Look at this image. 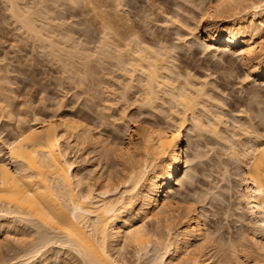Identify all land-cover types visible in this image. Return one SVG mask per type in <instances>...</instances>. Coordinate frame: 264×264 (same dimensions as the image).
Here are the masks:
<instances>
[{
    "label": "bare ground",
    "instance_id": "6f19581e",
    "mask_svg": "<svg viewBox=\"0 0 264 264\" xmlns=\"http://www.w3.org/2000/svg\"><path fill=\"white\" fill-rule=\"evenodd\" d=\"M109 1L3 0L7 10L4 11L23 35L36 41L38 48H48V55L59 57L56 58L62 61L63 70L70 66L66 71L71 77L78 70L89 68L88 61L93 57L96 67L111 65V73L116 71L125 80L118 84V100L131 101L130 96L126 98L131 92L137 97L131 102L127 100L129 105L136 103L135 107L150 110L149 116L143 113L147 115L143 117L144 125L136 126L133 123L138 118L125 112L133 104L123 107L121 117L128 116L129 120L123 122L127 138L122 144L109 140V134L105 137L97 123L68 113L63 115L66 105L60 110V104H56L60 109H44L45 115L35 112L29 120L18 119L14 130L11 128V136L10 132L4 135V127H0V241L11 239L20 243L22 250L19 260L12 264H74V257L79 264H129L125 252L130 248L138 264L150 251L147 264H264L257 258L251 261L250 257L253 250L264 252V127L258 129L264 126V107L256 110V87L248 88L245 97L236 99L245 108L241 106L236 111L239 119L228 122L224 102L211 94L214 84L209 88L207 76L199 80L188 68L180 72L175 58L177 49L184 47L185 52L189 51L198 37L205 43L204 51L211 49V54L226 64L227 71L229 67L233 69L237 57L245 70L243 80L264 81V0H187V4L183 0L188 6L183 8L179 2L177 5L183 9L176 8L182 13L177 12L176 17L164 14L168 16L164 18L168 26L162 24L164 29L170 25L177 32L175 45L170 46L166 43L167 35L161 31H142V25L131 20L132 15L121 16L119 13L126 11L123 0ZM83 3L89 5L88 11H94L90 12L99 25L96 40L93 32L88 36L87 29L84 42L73 36L71 26L78 24L72 20L87 9H83ZM101 7L110 9L104 11ZM88 44L94 45L93 49ZM4 75H0V81H4ZM78 80L81 84L85 81ZM97 82L95 92H100L102 86ZM5 98V102L0 101V121L4 112L7 117L12 114L10 96ZM248 110L257 113L255 124L247 116ZM158 113L164 116H160L162 123L150 118ZM185 132L192 133L191 138L200 139L206 133L221 141L227 159L235 164L239 210L242 209L248 227L253 230L249 243L248 236L240 232L237 238L234 234L217 236L216 231L207 227L205 210L176 191L179 185L192 184L194 167L201 158L198 153L189 156L191 143L188 137L184 144ZM89 153L93 154L89 156L95 164L88 169L84 160ZM109 155L117 160L120 173L114 169L116 163L110 166L118 177L103 169L101 159L109 160ZM149 223L154 227H149ZM248 227L243 226L242 232L246 233ZM161 228L166 231L165 238L159 234ZM30 235L36 236L29 244L25 240ZM213 255H217V263L212 262Z\"/></svg>",
    "mask_w": 264,
    "mask_h": 264
},
{
    "label": "rangeland",
    "instance_id": "374dc122",
    "mask_svg": "<svg viewBox=\"0 0 264 264\" xmlns=\"http://www.w3.org/2000/svg\"><path fill=\"white\" fill-rule=\"evenodd\" d=\"M110 1H109V3H110ZM153 1H155V0H153ZM153 1L152 0H132V1L131 0H123V3L127 6V7L125 6L126 11H125V13H119V14L122 16V15H126V13H127V15H129L130 18L133 16L131 18V20L134 19V21H137L140 25H142L141 26L142 29L140 28L142 31H145L146 29L150 30L151 32L155 31V33L156 32L158 33L161 31L164 35H167V37H166L167 38L166 39L167 45H169V46L172 44L175 45V42H176L175 38L177 36V32L174 30H176V28L170 27V25H169L168 29L167 28H166V30L164 29L165 26L163 27L162 24L168 26L167 24H165V21H166L165 19L168 16L167 15L165 16L164 14L169 13L173 17L174 14L177 15L178 13H182L181 11L178 12L179 10L177 11V9H179V7H180L181 8L180 10H182L184 7H187L188 5H185V4H187V0H186V2H184L185 0L184 1L183 0L182 1H180V0H164V1L163 0H156L155 1L156 3ZM158 1H160V2H158ZM179 2L181 4V6H183V8L180 6V4L177 5V3H179ZM3 3H4L3 0H0V58H1L0 60H2V61H0V72H1L0 75L5 74L4 76H6V78L4 79V81H2L3 79L0 81V101L2 103V101L4 100L3 102H5V100H7V99L6 98L4 99V97L6 95L7 96L9 95L10 96L9 101H11L10 102L11 106H9V107L12 110V114L9 117L6 116L7 113H5V112L3 113L4 116H1L2 118L0 121V127L1 128L4 127V131H5V132L3 131L4 135L7 133L9 134L10 131L13 132L14 127L18 123V119L22 118V120L23 119L29 120V119H31L32 115L35 112H36V115L37 114H39L40 116L45 115L44 111L46 110V108L47 109H49V108L53 109L54 108V110H56L55 108H59V106L56 104H60L63 106L62 108L60 106V108H61V109L59 108L60 110H62L65 105L67 106V107L65 106V108L62 110V113L65 112L63 115L69 114V116L73 115L74 117H76L78 119L80 117V119H82V120L91 121L95 124L97 123L98 125H100L99 129L101 130L102 134L105 137L109 134L108 135L109 140H113L116 144L117 143L122 144L124 142V140H126V138H127L126 137L127 133H125L124 124H125L126 120H129V118H128V116L130 115L129 113H131V115H130L131 118H138L137 119L138 122L133 123L134 125H136V126H138V124L144 125V122H143L144 118L143 117L146 114H148V116H149L150 110L147 107H146L147 109L143 108V107L142 108L135 107L136 103L135 104L131 103L130 105L133 104V106H131L129 108L127 107L125 112L128 116H126L127 117L126 119L124 117H121V116H123L122 114H124V113H122L123 107L128 106L129 102L135 100L137 97L136 96L137 94L134 95L133 93L129 92L130 94H127V96H126V98H128L129 96H130L129 99L132 98L131 101L127 99L129 102L127 100L122 101V99H119L120 101L118 100L119 96L117 93H119V91H117V90L121 89L120 88L121 87L120 82H122L124 79L119 78V76H118L119 73L116 71L114 73L113 72L111 73V71H112L111 65H108V64L104 65V68H106V69L100 68V66L96 67V65H97L96 61L92 57L91 60H89L91 62L89 63V61H88V64H89L88 67L90 69L89 68L81 69L82 67L81 68L79 67L81 70H78V72L76 73L78 75V77H77V75H74L75 73L74 74L71 73V74H73L71 77V75L68 74L69 72L66 71V69H68V67H70V66L67 65L68 67H66V69L64 67L65 70H63V67H62L63 65H61L62 61H60V60L57 61V58L59 59V57H57L56 55H54L55 56L54 57L53 54L48 55V53H49V51L47 53L48 48H44V50H43V48L42 49L38 48V46L36 45V41L34 43L32 38L30 40V39H28L29 37H27L26 35H23V33L17 27L16 23H13V19L9 18V15H7L8 13L6 14V12H5V11H7L5 8L6 5L4 7ZM83 4L85 5V7H84V5L82 6L83 9H85L89 6L86 3H83ZM81 5H79L80 8H81ZM102 7L100 9H102L104 11L110 9V7L106 8V9H104L106 6H104V8H102ZM90 8H91V6H90ZM174 8L175 9L177 8V9L175 10ZM88 9L89 8H87L86 10H83L85 12L87 11L88 14L87 13L85 14V12L82 11L81 15L79 14L75 18L73 17V20H72L73 23L77 22L78 26L76 27L73 24L71 26V27H73L72 29L74 31L73 36H75L76 38L79 37L78 39L82 40L83 42L86 40V36H87L85 34L86 29L89 31V34H90V35L88 34V36H92L91 33L93 32L92 37H94L95 40L97 38V35L99 34L98 33L99 32V27H98L99 25L96 23L97 20L96 21L94 20L95 18L93 17L94 16L93 13H91L94 11L90 10L91 11L90 12V11H88ZM185 9H184V11H185ZM187 9L189 10V8H187ZM188 10H186V11H188ZM110 11L112 12V10H110ZM144 11H146L147 14ZM151 12H152V14H151ZM144 13L146 16L144 15ZM134 14H136V15H134ZM185 14H186V12H185ZM182 15H181V18H182ZM6 16H8V18ZM134 16H137V17H134ZM138 17H140V18H138ZM174 17H176V16H174ZM181 18H179V19L182 20ZM183 18H184V16H183ZM95 24H97V25H95ZM16 27H17V29H16ZM150 31H147V32H150ZM86 33H88V32H86ZM165 33H167V34H165ZM99 35H98V38H99ZM22 36H25L24 40L27 39V41L20 40V39H23ZM182 38L184 39V37H182ZM80 40H78V41H80ZM197 40H195L194 45L192 44L193 46L191 45L189 51L185 52L186 49L184 47H183V49L179 47L182 50L177 49L175 51V58L177 59L176 60L177 68L178 69L180 68L179 69L180 72H183V73L185 71H187V68H188V70L191 71L195 77L196 76H197V78L200 77L199 80L200 79L202 80V78L207 76L205 79L209 82L208 87L209 88H212V87L215 88V90L214 89L211 90V92L213 91L214 93L213 92L212 93L210 92V93L213 95L216 94L214 97H218V98H220V100L222 102H224L223 104H224L225 108H223V112L225 111L224 115L226 117L228 116L227 121L233 122V119L234 120L239 119L238 117H236L235 114H237L236 111L240 110L239 108L243 105L238 103L236 99L238 97L239 98L245 97L246 96L245 92L248 88L254 89V87H256L255 91H257V93H256L257 96H255L256 99H254V100L257 101V99H258V102H259V103L256 102L257 104H259V105L256 104V107H257L256 110H258L259 106L263 108L264 107V81L262 79H259V80H253V82H252L248 78L243 80V78H245V70L243 69L244 67L241 65L242 63H240V61L237 57H235V63L233 64V65H235V67L232 65L233 69L231 70V67H229L228 69H230V70L227 71V69H226L227 66L224 67L226 64L223 63L222 61L220 63L219 62L220 59H218V58L216 59V56L214 54H211V49H207V50L205 49V51H204L203 47H205V43L203 41H201L198 37H197ZM181 41L182 40H180V42ZM68 43H70V42L67 41L66 44H68ZM83 44L84 43H82V46L85 47L84 46L85 44L84 45ZM68 45H70V44H68ZM93 46L94 45L90 44L88 47H92L91 49H93ZM191 50H195V54L193 56L191 54ZM62 54H60L59 56H61ZM63 55L65 56V54H63ZM64 56H62V57L65 58ZM91 68L93 69L94 73H95V71L97 72V73H95L96 75L93 74V72H91V73L89 72V71H92ZM224 68H225V70H224ZM88 69H89V71H88ZM84 70L85 71L87 70V71L85 72ZM226 71H227V73H226ZM91 74H92V76H94V75L95 76L92 78ZM227 74H228V76H226ZM229 74H231V75H229ZM88 76H89V79H88ZM98 76H100V77L98 78ZM76 77H77V79H76ZM78 78L79 79L83 78V80H85L84 78H86V80L89 81V83L93 82V83H90L92 86H95L96 85L95 83H98L97 81H100L99 84L102 86L100 88L102 91L99 90V88L97 87V90H99L100 92H95L96 86L94 88H92V86L86 80H85L86 82L82 81V84L80 82L78 83V81H79ZM90 78H91V80H90ZM93 79L95 80V82L93 81ZM241 79H242V81H241ZM119 80H121V81H119ZM117 82H119V83H117ZM124 82H125V80H124ZM118 84H120V85L118 86ZM212 84H214V86ZM86 85L88 87H85ZM211 85H212V87H211ZM87 89L90 92H87L88 91ZM103 90H104V93H103ZM106 90L111 92V93L106 92ZM114 92L116 95L114 94ZM73 93L75 96L74 95L72 96ZM219 94H220V96H217ZM89 96H91V97H89ZM115 96H116V98H115ZM117 96H118V98H117ZM86 97H87V99L85 101ZM110 97L113 99V101ZM106 98L110 99V100H107ZM133 98H135V99H133ZM58 100H59V102H58ZM88 100H89V103H87ZM60 101H61V103H60ZM37 102H39L40 104ZM6 103H7V101H6ZM72 105L73 106L75 105L74 108L77 111L74 108H73L74 110L72 109V107H73ZM254 105H255V103H254ZM78 107H80L79 110H78ZM260 107H259V109H260ZM137 108H140V110ZM243 108H245V106H243ZM70 109H72V110L70 111ZM100 109H101V111H100ZM119 109H120V111H119ZM263 111H264V109H263ZM71 112H72V114H70ZM141 112H142V114H140L138 117L137 114L141 113ZM250 112L251 111H249V110L247 111V113H248L247 116H249L251 118V120H252V118L254 119L252 121V123H254V121H258L257 116H255V118H257V119L254 118V115L257 113L255 111H254L255 113L254 112L250 113ZM77 113H79V114H77ZM143 113H146V114H143ZM104 114H105V116H103ZM156 115L157 114H152L150 118H153V119L156 118L155 119L156 122L158 121L159 123H162L163 118L160 116H163V114L158 113V115L157 116ZM141 118L143 120H141ZM123 122H124V124H123ZM101 123H102V125H101ZM256 125L258 126V122ZM259 126H260V124H259ZM12 127H13V130L11 129ZM263 127L264 126H260V127H258V129L262 130ZM11 132H10V136L13 135V133L11 134ZM260 132H262V131H260ZM263 133H264V130H263ZM189 135L192 137V133L185 132L184 144H186L185 142L188 143L187 140H188V137H190ZM209 135L210 134L205 133L203 135V137H200V139L199 138L195 139V137H193L194 138L193 139L190 137L189 144L191 143L190 144L191 147L188 150L189 156L196 155L198 153L201 158L198 159L196 166L194 167L195 168L194 169L195 175L193 176L194 179L192 180L193 181L192 184L190 186L188 185L189 187L187 185L186 186L183 185L182 187H179L180 186L179 185V186H177L176 191L181 193L182 195L185 194L184 196L186 197L187 200L192 201V202L196 201V203H197L196 206L198 207V209H200V207H202L203 211L205 210L204 212H206V216H207L206 222L208 221L206 223L207 227L210 230L216 231L217 236L219 235V237L222 236L224 238L228 237L229 235L232 237H234V235H235L236 238L239 237L240 235H242L244 237L248 236L246 238V240L249 243L250 238L253 237V233H252L253 230L251 229V226H250V228L248 227L250 224L248 222L246 223V219L242 213V209L239 210V208L241 206H240V202H239L237 194L239 195L238 189H240V187H239V184L237 181L238 176L236 175V173H238V170H237V168H235L236 166L234 167L235 164H233V162L231 163L230 160L227 159L226 153L224 151L225 149H224L223 145H221V141L217 140L216 138L214 139L213 137H210L211 135L210 136ZM7 136H9V135H7ZM245 140L246 139H243V142H245ZM238 143H240V142H238ZM81 151H83V149ZM81 151H78V153L80 154ZM83 153H84V151L82 152V154ZM87 155H86V159L84 160L85 164L87 165V166L86 165L85 166L87 168L88 167L91 168V165L95 164V162L93 160H90V158H91L90 156L93 157V154L90 155V153H89ZM82 157L80 158L81 160H82ZM101 158H103V157H101ZM107 158L109 160L111 159L110 162L107 159H106L107 161L104 160V158L101 159V162H103V163H101V162L100 163L103 164L102 165L103 169L104 170L108 169V170L113 171V169H111L110 164L112 163L111 165H113L112 167H114V164L116 163L114 169H115V171H117V170L119 171V169H120L119 166H118V168H116L117 167L116 165L118 164L117 160L113 158L114 159V162H113V159H112V157H110V155ZM92 162H94V163H92ZM104 164H106V165H104ZM224 166H226V167H224ZM115 171H113V172L116 174L118 171L117 172H115ZM118 173H120V171ZM118 175L116 174L115 177H118ZM119 178H120V176H119ZM119 178H117V179H119ZM228 180H229V182H228ZM231 186H232V189H231ZM204 194H205V197L203 196ZM197 195L199 196V198L197 197ZM201 196H203V198ZM198 199H201V201ZM226 209H227V211H226ZM228 210H229V212H228ZM241 213H242L243 217H241L242 215L240 216ZM246 224H247V226H246ZM241 225H242V228L240 227ZM243 226L248 227L247 229L249 231L247 230V231H245L246 233H243L242 232ZM149 227L153 228L154 224L149 223ZM28 230L31 231L32 228H29ZM161 230H162V228H161ZM159 232H160L159 234L162 235L161 236L162 238L166 235L165 230H162ZM218 232H219V234H218ZM238 232H240L241 234L239 233L240 234L239 235ZM248 232H250V233H248ZM222 233H224V234H222ZM236 234H238V235L236 236ZM243 234H247V235H243ZM30 236H29V238H31V240L29 238L25 240L26 242L28 241L29 244L36 235L35 236L30 235ZM32 236H33V238H32ZM257 238H259V236ZM3 239H5V238H3ZM3 241L7 242V243L5 244V243H3ZM3 241H0V243H1L0 244V264H12V263L18 261L20 254H21V251H22L20 248V243L18 245L17 242L14 243V241H11V239H10V241L9 240H3ZM26 242H25V245L28 244ZM132 250L133 249L130 248V249H128V252L127 251L125 252L126 259L128 260L129 264H136V263L138 264V262L134 261L136 256H135L134 251H132ZM256 251L257 250L252 251V253H254V252L255 253L254 254L251 253V255H252V256H250V257H252L251 261L253 258L254 259L257 258L259 260L264 261V252L259 251V250H258V252H256ZM151 253L152 252L150 251L149 254L144 256V258L142 257L139 260V262H140L139 264H145L146 262L148 263V260L151 257L150 256ZM256 255H258V256H256ZM148 256H150V257L148 258ZM212 258L214 259L212 262L217 263V259H218L217 255H215V256L213 255ZM71 261H72V263L76 264L78 260L76 257H74V258H71ZM248 261L251 262L250 258L248 259ZM134 262H136V263H134ZM244 263L245 262H243L242 264H244ZM55 264H59V263L56 262ZM77 264H79V262Z\"/></svg>",
    "mask_w": 264,
    "mask_h": 264
}]
</instances>
